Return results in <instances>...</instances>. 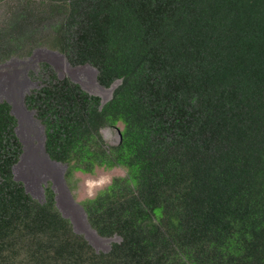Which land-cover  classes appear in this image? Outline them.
Instances as JSON below:
<instances>
[{"label":"trees","instance_id":"obj_1","mask_svg":"<svg viewBox=\"0 0 264 264\" xmlns=\"http://www.w3.org/2000/svg\"><path fill=\"white\" fill-rule=\"evenodd\" d=\"M12 1L0 62L49 49L116 85L103 103L41 64L26 101L69 189L73 172L126 173L80 202L119 239L97 251L51 186L40 201L15 180L18 123L0 102V264H264V0Z\"/></svg>","mask_w":264,"mask_h":264},{"label":"rangeland","instance_id":"obj_2","mask_svg":"<svg viewBox=\"0 0 264 264\" xmlns=\"http://www.w3.org/2000/svg\"><path fill=\"white\" fill-rule=\"evenodd\" d=\"M16 4L17 2L12 0H0V25L4 22L8 10ZM54 53L57 52L39 49L27 59H11L7 62H0V102L6 101L11 106L12 113L18 123L16 131L22 144V154L25 155L22 164L15 169L14 174L19 180L25 181L29 194L40 201L44 200L45 188L52 186L51 175L53 173L50 175L51 171L44 169L43 163L47 158L44 146L45 128L38 120L36 112L27 105V97L44 86L51 70L59 78L69 77L89 94L99 96L103 103L111 98L116 86L111 88L100 86L97 82V72L93 67H70L65 58V62L60 58L61 54L57 53L58 55L55 56ZM42 63H48L51 70L49 72L42 71ZM122 129V123H118L116 127L104 128L102 135L106 143L110 145L116 143ZM33 162H40L43 167L39 168L37 178L31 180L28 176V169ZM66 171L67 169L63 170L62 166L56 170L59 174H64ZM125 173V169L116 167L110 170L97 169L93 175L73 172L71 176L73 190L70 191L79 207L67 208L66 212L73 219L77 233L84 235L97 251H108L110 245L113 242H118L119 239L116 237L111 239L100 238L89 226L85 213L80 209V202L93 198L100 190L110 184L112 178L124 176ZM46 183L47 185H45ZM41 186H45L43 191H41ZM57 189L58 185L53 189L55 194Z\"/></svg>","mask_w":264,"mask_h":264},{"label":"bare ground","instance_id":"obj_3","mask_svg":"<svg viewBox=\"0 0 264 264\" xmlns=\"http://www.w3.org/2000/svg\"><path fill=\"white\" fill-rule=\"evenodd\" d=\"M54 55L56 56L58 54L54 53ZM60 58L64 61V57L62 55H60ZM11 113H12V110H11ZM121 141H122V135H121V133H119L118 141L116 143L112 144V145H119L121 143ZM24 156L25 155L22 154V156L20 157L19 162L14 166V171H15V169L18 166H20L22 164V159L24 158ZM40 162H37V163L33 162V164H30V167L28 169V176L30 177L31 180H34L38 176V172H39V168L40 167H43V165H44V169H49V171H51L50 175H51V173H53V175H51L52 176V179H51V181H52V186H51L52 189H54L58 185V189L56 191V196H55L56 205H57L58 209L60 210V212L62 213V215L65 218H70L69 215L66 212V209L67 208H72V207H79V204H76V201L73 198V195H72V193H71V191H70V189H69V187L67 185V182H66V179H65V173L64 174H62V173L59 174V173L56 172V170H57V168L59 166H62L63 170L64 169L66 170L67 169V165H63L61 163H58L56 161L51 160L48 157V155H47V158L45 159V163H43V165ZM15 180L16 181H21L17 177H15ZM21 182L24 183L25 188H26V192H28V188H27L28 186L25 184V181H21ZM36 184L38 185L37 181H36ZM45 185H47V183ZM41 187H42L41 191H43L45 186H41ZM80 209H81L82 212H84V210H83V208L81 206H80ZM70 220H71V222H72V224L74 226L73 219L70 218ZM74 229H75V226H74ZM75 231H76V229H75Z\"/></svg>","mask_w":264,"mask_h":264}]
</instances>
